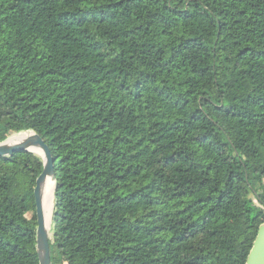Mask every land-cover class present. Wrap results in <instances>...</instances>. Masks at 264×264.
Listing matches in <instances>:
<instances>
[{
	"label": "trees",
	"instance_id": "trees-1",
	"mask_svg": "<svg viewBox=\"0 0 264 264\" xmlns=\"http://www.w3.org/2000/svg\"><path fill=\"white\" fill-rule=\"evenodd\" d=\"M54 157L52 264H245L264 223V0H0V143ZM41 154L0 156V264H40Z\"/></svg>",
	"mask_w": 264,
	"mask_h": 264
},
{
	"label": "water",
	"instance_id": "water-1",
	"mask_svg": "<svg viewBox=\"0 0 264 264\" xmlns=\"http://www.w3.org/2000/svg\"><path fill=\"white\" fill-rule=\"evenodd\" d=\"M21 137L17 143H10L13 138ZM28 150L40 153L44 159V170L37 179L35 188L36 210H37V252L40 264H52L50 240L51 232H49L45 220V208L43 201V189L49 177H51L56 187V175L54 170V157L50 147L45 140L35 132H19L12 137L0 143V156L11 155L16 151ZM53 189V197L54 191ZM54 207V206H53ZM53 212V210H52ZM52 223V215H51ZM245 264H264V223L260 225L257 236L253 242L252 248Z\"/></svg>",
	"mask_w": 264,
	"mask_h": 264
},
{
	"label": "bare ground",
	"instance_id": "bare-ground-1",
	"mask_svg": "<svg viewBox=\"0 0 264 264\" xmlns=\"http://www.w3.org/2000/svg\"><path fill=\"white\" fill-rule=\"evenodd\" d=\"M21 137H16L10 140V143H17ZM40 154V153H39ZM53 189H54V181L51 177L48 178L46 185L43 189V201L45 208V220L47 224V228L49 232H51V215L53 210Z\"/></svg>",
	"mask_w": 264,
	"mask_h": 264
},
{
	"label": "rangeland",
	"instance_id": "rangeland-1",
	"mask_svg": "<svg viewBox=\"0 0 264 264\" xmlns=\"http://www.w3.org/2000/svg\"><path fill=\"white\" fill-rule=\"evenodd\" d=\"M11 137H12V135H11ZM54 187H55V183H54ZM53 206H54V198H53Z\"/></svg>",
	"mask_w": 264,
	"mask_h": 264
}]
</instances>
